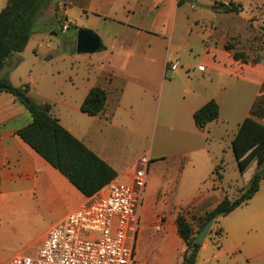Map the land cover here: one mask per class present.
<instances>
[{"label": "crops", "instance_id": "1", "mask_svg": "<svg viewBox=\"0 0 264 264\" xmlns=\"http://www.w3.org/2000/svg\"><path fill=\"white\" fill-rule=\"evenodd\" d=\"M52 2L62 29L66 22L71 25L70 27L77 25L92 28L100 35L102 44H104L103 50L100 49L105 52L104 56H98V60L104 66H101V71L96 74L94 80L88 78L77 103L74 105L64 103L62 109L58 108L57 115H53L117 170L114 180L131 182L136 167L97 145L86 135L85 129L75 121L71 122L65 118L71 112L82 111L80 106L89 89L99 85L107 91V102L100 114L90 116L97 119L99 123L113 124V118L116 116L124 113L133 114L136 111L135 104L143 102L145 109L151 107L149 99H143L141 93L155 91L160 84L164 83L167 79L168 62L173 59L174 52L182 56L184 63L182 65L180 61V66L174 70L176 78L185 73V68L193 66L186 61L187 58L182 52L185 49L184 46H177L175 51L171 48L174 34L180 27L186 31V35L188 33V36L191 32L185 26V21L182 22L181 3L179 0H52ZM221 2L228 3L230 0H221ZM72 29L77 38V30L73 27ZM200 38L202 42L205 41L203 36ZM227 38L223 41L227 42ZM186 42L190 43V37ZM206 42L205 50L202 47L203 58L198 64L199 68L206 64L201 71H207V76L187 73L188 78L185 79L186 82L183 81L186 87L179 100L182 111L181 121L173 122L170 128H184L185 122L196 127L193 118L194 111L209 99L214 98L220 107L218 118L208 122L204 128L197 127L211 134L210 132L223 129L231 125V122H235L236 131L231 139L233 140L240 124L247 116L261 119V117L252 115L251 109L256 99L264 94V65L261 60L253 62L235 59L232 51L225 47L221 50L224 57L222 61L208 60L210 53H216V46ZM190 50L193 51L192 45ZM193 76L196 77L195 80ZM169 81L172 85L177 84L175 78ZM129 83L141 88L138 90L140 95L137 103L131 94L134 87ZM170 97L169 95L168 98ZM31 120L29 110L16 95L0 91V264H7L14 254L25 252L15 247L20 229L42 215L46 216L48 211L55 212L54 217L50 218V224L53 226L86 198L67 177L46 161L17 133V129ZM261 120L264 122V118ZM204 149L208 154L207 145L202 147L203 151ZM190 161L191 159H188L181 168L177 180L175 207L169 214L161 209L156 215H152L147 213L145 205L141 208V225L136 238L135 250L136 255L140 254L143 258V262H147L143 255L147 251L145 246L147 241L159 240L170 244L176 239L179 241V250L175 253L172 250H163V255L167 257L161 262L158 259L156 264H180L186 243L178 232L177 215L181 212L190 219L193 215H204L213 210L225 195L231 197L228 190L219 185L216 186V182L207 183L208 177H216L214 173L216 160L203 153L201 160L197 163L198 170L191 177L190 183L184 186L183 172ZM157 163L158 161L150 162L149 165L146 196L150 200H156L160 193V189L153 186L152 174L159 167ZM238 168L243 187L245 183L239 164ZM260 186L250 199L259 193ZM228 187L234 189L232 184ZM240 206L213 221L199 252L209 245V241L215 242L220 248L222 238L234 230L241 229L244 224L248 223L249 217L256 223L264 222V194L258 200L255 207L257 209L251 215L245 217L235 214L234 211ZM159 224L162 228L160 230L156 229ZM46 231L47 229L41 234L39 244L32 254L36 253L41 246ZM220 254L221 251L216 254V257ZM251 259V264H264V252L261 256H252Z\"/></svg>", "mask_w": 264, "mask_h": 264}, {"label": "rangeland", "instance_id": "2", "mask_svg": "<svg viewBox=\"0 0 264 264\" xmlns=\"http://www.w3.org/2000/svg\"><path fill=\"white\" fill-rule=\"evenodd\" d=\"M230 1L240 6L239 11L224 12L217 8L221 0H182L180 4L183 11L182 22L185 21V26L191 32L188 36L180 27L174 34L171 48L175 51L177 46H184L182 52L187 58L186 61L193 66L185 68V73L179 78H176L174 70L168 67L167 79L163 84L155 91L141 93L143 99H149L151 107L145 109L143 102L135 104L136 111L133 114H120L113 118V124L99 123L97 119L83 111L71 112L65 118L71 122L75 121L86 130V135L97 145L133 167H136L142 155L149 152L151 162L158 161L159 167L152 175L153 186L160 189V193L156 200L148 199L145 194L142 205V207L145 205L149 214L156 215L161 209L169 214L174 209L181 168L188 159H191L183 172L185 177L183 185L187 186L198 170L197 163L201 160L202 153L215 159L216 165L219 162L223 164V168L220 169L223 177L219 178L218 174L216 177L210 176L207 178L208 184L216 182V186L228 190L233 198L242 191L237 153L233 150L231 140L236 131L235 122H231V125L223 129L210 132L211 134L186 122L184 128H170L173 122L181 121L179 100L186 87L184 82L188 78L187 73L207 76V71H201L198 64L203 58L202 47L205 50L206 41L216 46V53H210L208 60L224 59L221 50H224L226 42L223 40L229 36L227 41L232 42L236 50L242 51L245 59L261 60L264 65V29L260 27L255 17L252 1ZM5 3L6 0H0V10ZM200 36H203L204 42ZM188 37L190 43L186 42ZM191 45L193 51L190 50ZM101 49L92 53L78 52L74 30L72 27L62 29L55 15L53 2L49 0L32 25L26 47L11 55L0 70V76L8 77L15 86H28L27 96L38 103L49 105L50 112L57 115L58 108L62 109L64 103L76 104L82 96V89L88 78L94 80L96 74L101 71L104 64L98 60V56L105 54ZM173 55V59L178 58L183 63L182 56L176 52ZM172 78H175L177 84L172 85L169 81ZM195 78L193 76V80ZM130 85L134 87L131 94L137 103L140 95L138 90L141 88L135 84ZM191 121L194 122L193 119ZM204 145H207L208 154L205 153V149L202 150ZM229 184L234 185V189H230ZM260 187L259 193L234 211L235 214L247 217L257 209L255 208L257 202L264 194V179ZM46 214L19 230L16 249L25 250L23 253H33L39 244L41 234L52 225L50 218L54 217L55 212L48 211ZM178 243L176 239L170 244L159 240L147 241L145 243L147 251L143 253L147 262H143L139 254L135 255L133 264H156L158 259L161 262L167 257L162 251L172 250L175 253L179 250ZM219 251L221 254L216 257ZM263 252L264 222L256 223L249 217L248 223L241 229L234 230L222 238L220 248L215 242L209 241V245L198 253L196 264H251V257L261 256Z\"/></svg>", "mask_w": 264, "mask_h": 264}, {"label": "trees", "instance_id": "3", "mask_svg": "<svg viewBox=\"0 0 264 264\" xmlns=\"http://www.w3.org/2000/svg\"><path fill=\"white\" fill-rule=\"evenodd\" d=\"M48 1L7 0L0 10V70L14 52L24 50L30 39L32 25ZM181 2L182 0H179V3ZM216 7L224 12L240 9V6L233 1L219 2ZM224 47L232 51L235 59L249 61L245 59L242 51L235 49L232 42L227 41ZM101 48H104V44ZM28 90V86H15L8 77L0 76V91H7L18 97V93L27 95ZM18 98L29 110L32 120L17 129V133L67 177L81 193L90 196L116 178L117 170L67 129L60 119L50 112L49 105L38 103L33 99L25 102ZM106 102V89L95 85L89 89L80 109L88 115H98L104 110ZM219 113L218 102L211 98L194 111L193 118L199 128H204L208 122L217 119ZM251 114L264 118V94L254 102ZM261 119L247 116L232 140V147L237 153L236 158L245 183L241 193L235 198L225 195L213 210L204 215H193L191 219L181 212L177 215L178 232L186 243L180 264H196L202 244L195 242L194 237L213 215L218 211H223L224 215L228 214L246 203L259 189L260 182L264 178V122ZM222 168V162L214 168V173L218 174L219 178L222 177L220 171Z\"/></svg>", "mask_w": 264, "mask_h": 264}, {"label": "built area", "instance_id": "4", "mask_svg": "<svg viewBox=\"0 0 264 264\" xmlns=\"http://www.w3.org/2000/svg\"><path fill=\"white\" fill-rule=\"evenodd\" d=\"M264 29V0H251ZM66 22L63 28H69ZM181 62L172 59L175 70ZM204 69V66H200ZM149 153L137 161L131 182L112 180L47 229L36 253H16L7 264H133L145 199ZM160 230L161 224L156 226Z\"/></svg>", "mask_w": 264, "mask_h": 264}, {"label": "water", "instance_id": "5", "mask_svg": "<svg viewBox=\"0 0 264 264\" xmlns=\"http://www.w3.org/2000/svg\"><path fill=\"white\" fill-rule=\"evenodd\" d=\"M72 27L77 30L76 49L78 52L92 53L101 48L102 39L95 30L77 25H73ZM18 97L25 102H30V98L26 94L18 93ZM222 215H224L223 211H218L213 215L196 234L194 241L202 244L210 231L213 221Z\"/></svg>", "mask_w": 264, "mask_h": 264}]
</instances>
